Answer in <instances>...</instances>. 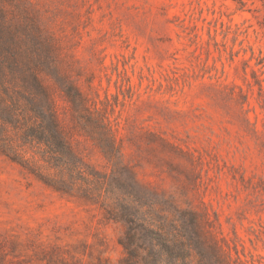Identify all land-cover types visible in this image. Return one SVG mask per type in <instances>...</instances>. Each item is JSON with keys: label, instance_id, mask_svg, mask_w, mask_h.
I'll return each mask as SVG.
<instances>
[{"label": "rangeland", "instance_id": "1", "mask_svg": "<svg viewBox=\"0 0 264 264\" xmlns=\"http://www.w3.org/2000/svg\"><path fill=\"white\" fill-rule=\"evenodd\" d=\"M0 264H264V0H0Z\"/></svg>", "mask_w": 264, "mask_h": 264}]
</instances>
